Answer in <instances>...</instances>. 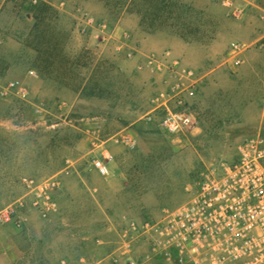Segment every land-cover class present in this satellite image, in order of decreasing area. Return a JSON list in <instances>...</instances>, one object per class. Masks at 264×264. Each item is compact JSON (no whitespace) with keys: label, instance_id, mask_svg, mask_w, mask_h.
<instances>
[{"label":"rangeland","instance_id":"obj_1","mask_svg":"<svg viewBox=\"0 0 264 264\" xmlns=\"http://www.w3.org/2000/svg\"><path fill=\"white\" fill-rule=\"evenodd\" d=\"M248 1L238 3L235 17L219 0H0V92L18 80L27 93L25 100L0 96V211L22 200L21 178H60L55 224L42 226L34 210H17L29 229L19 235L22 256L12 264H77L114 254L124 224L159 221L186 199L185 186L204 167L232 158L258 131L264 138V53L237 37L244 26L264 37V0ZM176 37L200 48L197 73L228 63L215 85L188 99L194 127L173 137L157 118L138 121L136 112L170 79ZM213 41L228 47L206 52ZM231 42L240 46L236 57ZM190 63L182 69L194 68ZM125 127L135 146L113 147L110 173L99 176L91 133L106 140Z\"/></svg>","mask_w":264,"mask_h":264},{"label":"built area","instance_id":"obj_2","mask_svg":"<svg viewBox=\"0 0 264 264\" xmlns=\"http://www.w3.org/2000/svg\"><path fill=\"white\" fill-rule=\"evenodd\" d=\"M221 6L239 17L240 1L219 0ZM264 53V37L256 41ZM229 50L236 57L240 46L231 42ZM176 67V69H175ZM170 79L136 112L137 120L152 122L157 118L161 130L179 136L195 125L188 110V99L194 96L193 71L179 68L174 62L167 68ZM31 74H33L31 72ZM27 97L23 84L9 81L1 97ZM264 121V94L260 105ZM94 156L91 166L101 177L109 175L113 147L133 148L136 135L125 127L106 140L91 133ZM67 175V170L64 171ZM58 175L23 177L25 195L15 206L0 211V225L16 220L17 210H34L40 221L55 224L60 208L55 199ZM186 199L171 210L163 211L159 221L124 224L117 233L112 264H264V138L260 131L240 141L230 159H219L199 171L184 188ZM19 226V224H17ZM141 246L137 253L136 245ZM81 264H100L81 260ZM63 264V262H62Z\"/></svg>","mask_w":264,"mask_h":264},{"label":"crops","instance_id":"obj_3","mask_svg":"<svg viewBox=\"0 0 264 264\" xmlns=\"http://www.w3.org/2000/svg\"><path fill=\"white\" fill-rule=\"evenodd\" d=\"M252 30V34H251ZM240 34L241 36H237L238 38L242 39L241 43L245 44L246 46L254 44L257 40H259L260 35L255 34L254 29L252 26L249 28L248 26L243 27V31ZM250 36V37H249ZM171 46L176 47V58L178 62L179 68H183L186 63H189L191 60V66L194 67L191 69L193 71L194 76L192 77L193 83H194V90H197L201 88V86H206L205 88L212 87L215 85L213 82V79L216 78L218 71H222V67L225 66V63H228V60L221 61L220 64L216 65L215 67H210L206 70L204 73H197L196 68L202 66V61H200L199 58V51L200 48L197 46L189 45L185 42H183L180 37H176L173 39V42H171ZM226 41L218 42L213 41L210 46L205 50L209 53H213L218 51H221L222 49H226ZM249 51H247L248 53ZM208 53V54H209ZM243 54V57L245 58V61L248 59V54ZM171 55H173L171 53ZM189 61V62H188ZM207 62H203L204 66H207ZM227 65V64H226ZM207 81V82H205ZM196 93L194 91V96L191 99H194L196 96ZM110 168V163L108 164ZM108 168V169H109ZM96 172V171H95ZM97 173V172H96ZM110 173V170H109ZM114 185V186H113ZM112 187L114 188V191H118L119 185L113 184ZM25 219L17 213L15 222L11 221L7 224H1L0 225V264H12L17 261H20L22 254L20 253V241H19V235L22 231L29 229V225L24 222ZM42 226H49L51 224H45L42 221H40ZM19 224V226H17ZM100 245L99 243H102L101 240L96 239L95 241ZM102 245V244H101ZM113 251L110 252H103L102 255L100 254L98 256V259L91 260V263H97L100 264H112L110 258L112 256ZM82 260V259H81ZM81 260L77 264H81Z\"/></svg>","mask_w":264,"mask_h":264}]
</instances>
